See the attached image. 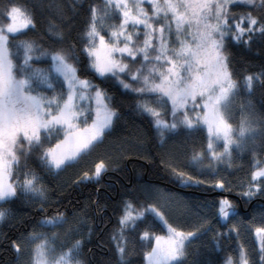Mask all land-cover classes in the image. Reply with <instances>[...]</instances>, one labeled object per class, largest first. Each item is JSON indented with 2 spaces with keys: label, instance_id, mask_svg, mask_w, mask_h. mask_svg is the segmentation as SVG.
I'll return each mask as SVG.
<instances>
[{
  "label": "snow or ice",
  "instance_id": "obj_1",
  "mask_svg": "<svg viewBox=\"0 0 264 264\" xmlns=\"http://www.w3.org/2000/svg\"><path fill=\"white\" fill-rule=\"evenodd\" d=\"M237 6L248 10L232 12L231 8ZM0 17L7 20L0 22V201L13 199L20 192L46 201L47 189L39 182L41 177L26 163L20 182L15 169L21 156L27 160L36 153L42 167L59 172L102 143L118 113L106 89L88 75L79 74L75 45L52 49L42 48L32 39L15 40L21 30L35 27L31 13L15 0H7ZM108 20L112 23H106ZM49 32L62 39L52 26ZM257 32L264 35V0H104L103 5H91L90 21L81 36L82 52L87 57L83 71L103 80L114 79L137 97L153 96L154 100L137 99L136 107L151 117L161 141L166 133H175L181 127L189 132L206 127V152L193 150L191 161L199 164L206 155L208 167L196 174L172 167V174L185 185L208 184L217 190H230L231 181L216 165L227 161L230 167L234 149L242 151L249 140L264 137V118L250 113L242 118L238 131L229 123L227 109L237 94L238 83L230 71L227 42L230 37L233 42L248 43ZM21 50L22 59L17 64L14 58ZM42 57L50 58V67H33L32 61ZM254 79H264V73L243 77L249 90ZM39 88L50 89L53 94L47 96L37 91ZM53 131L62 132L63 138L48 146ZM220 141L223 148L217 151ZM105 167L103 161L98 162L94 172H84L80 179L98 178ZM255 168L247 188L240 193L244 197L264 191V167ZM13 175L15 180L11 179ZM206 175L218 178H202ZM214 206L222 221L236 214L227 197H221ZM145 211L153 212L164 223L167 235L140 232L145 247L151 240V248L143 252L144 264H181L187 244L200 234L199 230H179L154 206L135 211L130 202L125 203L120 215V235L113 237L117 264L125 259L126 230L134 232ZM4 215L0 211V218ZM66 220L65 213L57 211L45 215L39 223L56 227ZM255 231L259 264H264V228ZM54 237L41 232L28 235L27 239L35 242L30 264H82L73 261L81 239L67 249L61 245L57 256ZM12 247L19 258L20 243L13 241ZM227 264L236 262L230 257ZM238 264L256 261L249 259L241 247Z\"/></svg>",
  "mask_w": 264,
  "mask_h": 264
},
{
  "label": "trees",
  "instance_id": "obj_2",
  "mask_svg": "<svg viewBox=\"0 0 264 264\" xmlns=\"http://www.w3.org/2000/svg\"><path fill=\"white\" fill-rule=\"evenodd\" d=\"M28 9L35 27L15 35V40L32 39L42 48H68L75 45L76 67L79 74L88 75L93 83L104 87L111 103L117 110V117L106 130L103 142L86 156L57 172L40 165L32 153L27 160L23 156L15 169L22 183L24 165L34 169L41 177L39 181L47 189V199L42 201L31 194H20L10 200L0 201V264H30L34 243L27 239L32 232L45 233L54 237V254L59 255L63 245L67 249L75 240L82 244L73 261L82 264H117L116 240L119 237V219L125 203L130 202L135 211L147 209L149 205L160 210L167 222L183 231H197L180 258L181 264H222L228 257H237L244 247L252 259L259 264V249L256 243V229L264 228V191H256L251 197L242 193L251 181L255 166L264 167V137L249 140L244 150H233L231 166L227 161L218 163L221 175L231 181L230 190H217L208 184L200 186L182 184L172 174L171 168L189 174L206 169L209 159L205 157L199 164L191 161L193 150L206 152L208 135L205 128L189 132L181 127L175 133H166L160 140L151 124V117L137 109V99L154 100L153 96L137 97L127 92L114 80L97 78L94 73H84L87 57L83 54L84 41L81 36L90 21L91 5H103L104 0H15ZM7 0H0V11ZM245 6L231 8L234 13L247 11ZM0 22L6 19L0 17ZM118 23V18L116 20ZM106 23H112L111 20ZM61 33L62 39L49 32V27ZM246 27V23L244 24ZM105 30V33L106 34ZM226 49L230 71L238 83L237 94L227 111L229 123L239 130L242 118L248 114L264 118V79H254L251 89L245 85L243 77L264 73V35L255 33L248 43L233 42L229 37ZM22 59L14 58L15 63ZM33 67H50V58L33 60ZM59 90V86H57ZM37 91L51 96L52 90L39 88ZM62 138V132L50 134V145ZM219 144L217 150H220ZM103 161L105 170L101 176L91 180L80 179L84 172L95 171V164ZM204 179L218 177L206 175ZM16 179V175L11 177ZM243 183L244 187H240ZM161 194V196H160ZM223 194H227L224 196ZM227 197L234 206L235 216L222 221L216 214L214 202ZM57 211L64 212L67 220L56 227L41 226L39 221L52 216ZM211 227L205 231L204 229ZM235 227V231L229 229ZM163 234L165 226L151 211L137 221L135 231L126 230L128 236L125 259L122 264H144L143 252L151 248L140 240V232ZM23 237V239H21ZM20 243L22 252L17 257L12 242Z\"/></svg>",
  "mask_w": 264,
  "mask_h": 264
},
{
  "label": "rangeland",
  "instance_id": "obj_3",
  "mask_svg": "<svg viewBox=\"0 0 264 264\" xmlns=\"http://www.w3.org/2000/svg\"><path fill=\"white\" fill-rule=\"evenodd\" d=\"M146 7L149 8V10H150V5H146ZM2 23H3V22H2ZM5 23H7V20H6ZM27 28H28V27H27ZM27 28H25V29H27ZM25 29H23V30H25ZM23 30H21V31H23ZM21 31H20V32H21ZM134 94H135V93H134ZM148 96H151V95H148ZM203 128H205V130H206V132H207L206 127H203ZM207 135H208V133H207ZM62 138H63V133H62ZM62 138H60V139H62ZM219 144L221 145L220 150H222V148H223V143H222V141H220ZM220 150H217V151H220ZM160 196H161V194H160ZM179 230H181V229H179ZM182 231H183V230H182ZM159 235H167V227H166V231H165L163 234H159ZM256 243H257V247H258V249H259L258 241H257V235H256ZM243 248H244V247H243ZM244 249H245V248H244ZM239 250H240V249H239ZM59 254H60V252H59ZM54 255H57V254H54ZM230 257L236 262V264H238V261H239V252H238V255H237L238 258L235 259V257H232V256H230ZM230 257H228L227 259H225L224 262H223L222 264H227V261H228V259H229ZM249 259H252L251 254H249Z\"/></svg>",
  "mask_w": 264,
  "mask_h": 264
}]
</instances>
